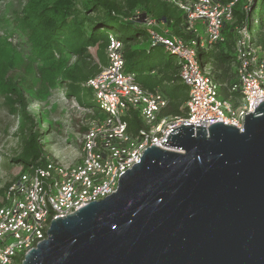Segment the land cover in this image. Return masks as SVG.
<instances>
[{"label":"water","instance_id":"95a60500","mask_svg":"<svg viewBox=\"0 0 264 264\" xmlns=\"http://www.w3.org/2000/svg\"><path fill=\"white\" fill-rule=\"evenodd\" d=\"M244 119L174 128L23 264H264V101Z\"/></svg>","mask_w":264,"mask_h":264},{"label":"built area","instance_id":"2783aa9c","mask_svg":"<svg viewBox=\"0 0 264 264\" xmlns=\"http://www.w3.org/2000/svg\"><path fill=\"white\" fill-rule=\"evenodd\" d=\"M165 1L186 14L188 28L202 21L212 44L224 40L223 29L234 21L237 0L224 5L215 0ZM257 2L248 0L245 6L249 18L238 30L234 61L237 82L230 85L236 93L226 96L220 91L226 84L202 62L196 40L162 35L155 29L161 21L144 18L143 25L153 40L179 58L181 82L188 88L185 117L163 113L169 99L161 88H145L137 82L136 73L126 71L122 44L110 37L107 63L84 84L92 89L101 110L95 114L84 106L89 117L83 126L86 130L80 133L77 156L65 163L48 154L44 167L31 166L34 172H20L0 195V264H23L26 253L48 237L51 220L115 192L120 175L140 162L147 147L171 148L162 142L181 124L208 127L224 122L243 129L245 114L264 101V47L258 46V38L253 39L249 31V21L258 22L257 18L251 21ZM260 32L264 39V28ZM195 33L199 35V30ZM133 115L142 120L136 131L129 129L128 119Z\"/></svg>","mask_w":264,"mask_h":264},{"label":"trees","instance_id":"16d2710c","mask_svg":"<svg viewBox=\"0 0 264 264\" xmlns=\"http://www.w3.org/2000/svg\"><path fill=\"white\" fill-rule=\"evenodd\" d=\"M247 3L248 0L234 3V21L226 23L224 40L212 44L206 28L203 36L196 35L198 21L188 28L186 14L165 0H29V5L20 11L16 21L31 39V55L40 59L39 75L44 76L45 70L50 69L59 80L65 78L69 82L67 95L74 97L79 104L91 107L95 114L100 113V105L89 97L92 89L84 84L107 63L106 50L110 37L114 36L122 44L126 71L136 73L141 86L162 89L169 99L164 114L185 117L188 88L181 82L179 58L170 50L169 57L166 51H161L164 44L153 40L143 25L144 18L151 16L164 21L168 32L160 26L155 28L162 35L175 34L187 42L196 40L197 51L206 47L208 64L215 78L226 84L223 92L226 96L236 93L230 90V85L237 82L236 44L238 30L249 16L245 8ZM261 8L264 9V0ZM136 12L138 20L135 19ZM257 19L254 34L258 46L263 48L260 31L264 28V15ZM198 54L202 56V52ZM0 98L20 123L16 135L21 149L13 160L22 165L21 172H34L31 166L44 167L48 153L40 140L41 132L34 128L22 85L12 77L0 75ZM128 122L130 130L136 131L142 126L138 115H133ZM82 128L86 130V127Z\"/></svg>","mask_w":264,"mask_h":264},{"label":"rangeland","instance_id":"374dc122","mask_svg":"<svg viewBox=\"0 0 264 264\" xmlns=\"http://www.w3.org/2000/svg\"><path fill=\"white\" fill-rule=\"evenodd\" d=\"M215 1L224 5L230 0ZM262 2L263 0H258L252 7L251 21L264 15ZM28 5L29 0H0V75L3 78L12 77L22 85L28 99V111L33 117L34 128L41 132L40 140L45 151L58 161L67 163L77 156L80 133L83 132L82 127L89 114L84 105L76 103L73 97L67 95L69 82L65 78L59 80L50 69L45 70L44 76L37 72V67L41 65L40 59L31 55V39L16 21L20 11L25 10ZM137 18L136 12L135 19ZM197 23L199 35L203 36L205 27L202 21ZM159 26L164 32L168 31L164 21ZM255 29L256 25L249 21L253 39ZM161 51H166L167 57L171 55L166 47L162 46ZM198 52H202V62L210 67L206 47L198 49ZM26 56L35 62H31ZM220 91L223 93L224 87H220ZM89 97L93 98L92 92ZM220 97L223 98V95ZM19 124V119L8 112L0 98V195L22 170V165L13 160L21 149L16 135ZM65 149L69 152L68 156L65 155Z\"/></svg>","mask_w":264,"mask_h":264},{"label":"crops","instance_id":"0c3cea01","mask_svg":"<svg viewBox=\"0 0 264 264\" xmlns=\"http://www.w3.org/2000/svg\"><path fill=\"white\" fill-rule=\"evenodd\" d=\"M65 151H67L65 155H67V156H68V155H69V152H68V150H67V149H65Z\"/></svg>","mask_w":264,"mask_h":264}]
</instances>
